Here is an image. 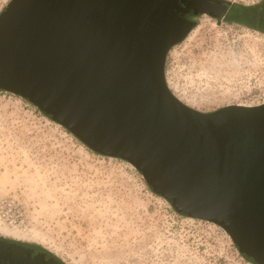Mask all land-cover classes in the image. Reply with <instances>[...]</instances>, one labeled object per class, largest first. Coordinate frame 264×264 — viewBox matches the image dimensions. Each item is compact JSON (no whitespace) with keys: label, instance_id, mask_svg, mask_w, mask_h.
<instances>
[{"label":"water","instance_id":"obj_1","mask_svg":"<svg viewBox=\"0 0 264 264\" xmlns=\"http://www.w3.org/2000/svg\"><path fill=\"white\" fill-rule=\"evenodd\" d=\"M212 1L10 0L0 89L128 161L178 213L219 225L264 264V102L202 112L165 80L168 51L196 25L180 13L220 18L227 6ZM0 264L64 263L0 238Z\"/></svg>","mask_w":264,"mask_h":264},{"label":"rangeland","instance_id":"obj_2","mask_svg":"<svg viewBox=\"0 0 264 264\" xmlns=\"http://www.w3.org/2000/svg\"><path fill=\"white\" fill-rule=\"evenodd\" d=\"M225 14H197L166 55L168 88L198 111L264 102V31ZM0 238L64 264H257L219 225L178 213L131 163L93 151L2 89Z\"/></svg>","mask_w":264,"mask_h":264},{"label":"flooded vegetation","instance_id":"obj_3","mask_svg":"<svg viewBox=\"0 0 264 264\" xmlns=\"http://www.w3.org/2000/svg\"><path fill=\"white\" fill-rule=\"evenodd\" d=\"M210 3H214V1L210 0ZM226 5L227 8L226 10L223 12L222 16L227 13L229 11V9L231 8V5L228 4L227 2H222L221 5ZM184 4L182 3V6ZM246 16L244 19V22L248 23L249 25H253L257 28H263L264 29V3H262L260 6H258L257 8H253L250 10L245 11ZM198 14H203V13H198ZM180 15L186 19H189L191 21H194L193 18L197 15L194 14L192 10L188 11V12H183L180 13Z\"/></svg>","mask_w":264,"mask_h":264},{"label":"trees","instance_id":"obj_4","mask_svg":"<svg viewBox=\"0 0 264 264\" xmlns=\"http://www.w3.org/2000/svg\"><path fill=\"white\" fill-rule=\"evenodd\" d=\"M262 3H264V0H261L258 4H256V5H254V6H251V7H248V8H242L241 6H236V5H231V8L229 9V11H228V13H229V18L232 20V21H238V22H243V23H245V25H249L248 23H246V22H244V19H246L245 18V16H246V13H245V11H247V10H250V9H255V8H257L258 6H260ZM243 7H245V6H243ZM223 16H226V14H224ZM247 20V19H246ZM249 26H251V27H255V26H253V25H249ZM257 28V27H256ZM258 29H260V30H262V31H264V29L263 28H258ZM1 90V89H0ZM47 115V114H46ZM48 116V115H47ZM168 201H170L169 199H168ZM243 257H245L248 261H250V262H252V263H255L254 261H253V259L252 258H250V257H248V256H246L245 254H241ZM58 260H60L59 258H57ZM61 261V260H60Z\"/></svg>","mask_w":264,"mask_h":264}]
</instances>
